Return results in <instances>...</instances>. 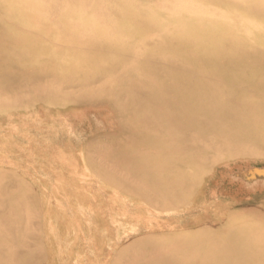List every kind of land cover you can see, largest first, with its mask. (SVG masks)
Returning <instances> with one entry per match:
<instances>
[{"label": "rangeland", "instance_id": "obj_1", "mask_svg": "<svg viewBox=\"0 0 264 264\" xmlns=\"http://www.w3.org/2000/svg\"><path fill=\"white\" fill-rule=\"evenodd\" d=\"M178 2L0 0V264H264V0Z\"/></svg>", "mask_w": 264, "mask_h": 264}, {"label": "bare ground", "instance_id": "obj_2", "mask_svg": "<svg viewBox=\"0 0 264 264\" xmlns=\"http://www.w3.org/2000/svg\"><path fill=\"white\" fill-rule=\"evenodd\" d=\"M165 1L168 2V7L170 10L172 9V12H173L174 8H176V9H174V11L178 10V8H179L178 0H165ZM28 2H30V0H28ZM150 11H156V9H150ZM161 12L164 13L162 10L158 9V11H156L155 13H161ZM165 25L169 26V25H171V22L169 21L168 23H165ZM241 252H242V250H241ZM222 264H224V263H222Z\"/></svg>", "mask_w": 264, "mask_h": 264}]
</instances>
